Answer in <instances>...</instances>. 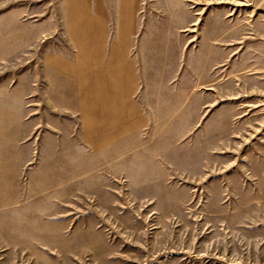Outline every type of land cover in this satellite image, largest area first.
I'll return each mask as SVG.
<instances>
[{
    "label": "rangeland",
    "instance_id": "1",
    "mask_svg": "<svg viewBox=\"0 0 264 264\" xmlns=\"http://www.w3.org/2000/svg\"><path fill=\"white\" fill-rule=\"evenodd\" d=\"M0 264H264V0H0Z\"/></svg>",
    "mask_w": 264,
    "mask_h": 264
}]
</instances>
